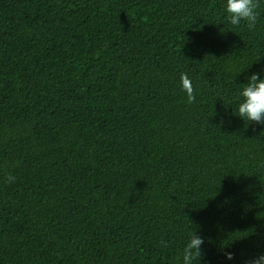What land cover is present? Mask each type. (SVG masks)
<instances>
[{"label":"trees","instance_id":"trees-1","mask_svg":"<svg viewBox=\"0 0 264 264\" xmlns=\"http://www.w3.org/2000/svg\"><path fill=\"white\" fill-rule=\"evenodd\" d=\"M225 7L0 0V264H182L195 231L199 264L264 255V126L236 116L264 0L252 29Z\"/></svg>","mask_w":264,"mask_h":264},{"label":"clouds","instance_id":"clouds-1","mask_svg":"<svg viewBox=\"0 0 264 264\" xmlns=\"http://www.w3.org/2000/svg\"><path fill=\"white\" fill-rule=\"evenodd\" d=\"M261 6V0H226L225 11L228 21L233 26H240L244 23L249 29L255 27L258 20V9ZM180 84L182 91L186 95L187 102L192 104L196 101V89L189 76L181 73ZM240 96L243 98L238 105L237 115L247 124H258L264 126V79L260 74L253 73L248 78V83L242 85ZM15 177L9 175L7 182L12 183ZM162 243H164L162 241ZM204 240L196 234L192 233L189 242L183 249L182 264H199L203 259L202 245ZM164 246L168 245L164 243ZM233 254L226 253V259L232 260ZM250 264H264V255L254 258Z\"/></svg>","mask_w":264,"mask_h":264}]
</instances>
